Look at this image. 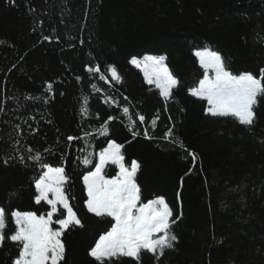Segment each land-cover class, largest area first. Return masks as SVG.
I'll return each instance as SVG.
<instances>
[{
  "label": "trees",
  "instance_id": "trees-1",
  "mask_svg": "<svg viewBox=\"0 0 264 264\" xmlns=\"http://www.w3.org/2000/svg\"><path fill=\"white\" fill-rule=\"evenodd\" d=\"M204 48L219 52L234 75L259 77L264 0H0V206L9 214L6 233L15 210L50 211L34 200L39 165L4 163L9 155L27 156L31 147L45 163L64 164L66 191L84 225L65 232L63 264H98L90 251L115 222L86 211L83 177L115 141L126 165H140L142 203L164 196L173 219L179 217L172 226L174 248L159 259L144 252L139 264H264V96L251 126L206 114L207 101L190 93L204 75L195 56ZM145 56L166 57L179 80L167 101L130 63ZM96 65L109 77L108 67L115 66L122 82L109 84L86 71ZM107 97L120 107L105 103ZM85 99L89 115L82 118ZM109 116L115 119L108 135H98ZM129 116L136 120L135 136ZM169 129L172 138L165 135ZM85 132L96 154L90 167L77 159ZM69 135L81 139L69 144ZM105 174L115 178L118 169L107 165ZM17 255V245L6 240L0 264H12ZM107 264L138 262L121 257Z\"/></svg>",
  "mask_w": 264,
  "mask_h": 264
},
{
  "label": "snow or ice",
  "instance_id": "snow-or-ice-1",
  "mask_svg": "<svg viewBox=\"0 0 264 264\" xmlns=\"http://www.w3.org/2000/svg\"><path fill=\"white\" fill-rule=\"evenodd\" d=\"M12 2L14 3L15 0ZM44 39L51 38L45 36ZM195 56L199 58V65L204 70V75L203 79L199 80L198 87L190 89V93L207 101L206 114L212 117H232L241 125H253L254 107L257 105L258 97L264 96V68L260 70L259 77L251 73L234 75L227 69L224 58L219 52L204 48L195 51ZM165 61L164 56H149L143 62L133 58L130 63L141 68L146 82L149 85L154 84L167 101L172 97V90L179 85V80L171 73ZM86 71L90 75L98 74L100 80L109 84L112 81L122 82V77L115 66L108 67L110 77L101 72L99 65L89 66ZM92 88L97 92L101 91L95 84ZM47 92H53L51 83L47 84ZM124 100L127 101L128 97H124ZM104 102L120 107L119 102L112 97H107ZM122 111L126 116L130 113L127 106H124ZM88 115L87 99H85L81 106V116L83 118ZM31 119L35 120V117ZM114 119V116H109L101 124L97 134L108 135V124ZM129 120V130L133 131L136 120L131 116ZM145 120L143 114L138 116L140 124ZM152 124H156V118L152 120ZM29 128L31 129V126ZM14 130L22 139L23 129L20 125H16ZM89 135L85 132L83 137L85 148L77 150L80 153L77 159L85 167L93 166L96 155L88 142ZM133 135L137 133L133 131ZM144 135L148 136L147 129L144 130ZM165 135L172 138V130L169 129ZM66 139L71 144L81 137L69 135ZM180 144L183 146L182 142ZM18 145L19 140L11 147L17 151ZM122 147L115 141L109 142L107 147L99 152L98 164L94 165L95 170H90L83 177L87 194L86 211L96 217H110L115 222L110 231L100 236L99 241L90 251V255L98 264H107L121 257L132 258L139 264L144 252L159 259L164 255L165 250L174 248L178 239L172 232V226L179 217L173 219V212L164 196H156L142 203L141 188L136 181L140 165L135 160L131 161L130 166L126 165ZM26 152L27 156L9 155L4 159V163L7 164L9 159H18L26 165L28 160L39 165L40 172L34 178L37 193L34 200L37 205L44 202L49 206L50 211L44 215H37L32 211L11 212L14 227L6 233L9 214L3 206H0V248L4 247L6 240L17 245L18 255L13 258L12 264H63L66 251L63 241L65 232L70 228L84 227L66 191L69 177L63 163L61 166L45 163L43 154L34 151L31 147H27ZM109 164L119 168V174L115 178L110 179L105 174V167Z\"/></svg>",
  "mask_w": 264,
  "mask_h": 264
},
{
  "label": "rangeland",
  "instance_id": "rangeland-1",
  "mask_svg": "<svg viewBox=\"0 0 264 264\" xmlns=\"http://www.w3.org/2000/svg\"><path fill=\"white\" fill-rule=\"evenodd\" d=\"M146 57H149V56H145V57H143L142 59H138V60H140V61H144L145 60V58ZM198 58V57H197ZM198 60H199V58H198ZM133 65V64H132ZM133 66H135V65H133ZM136 67V66H135ZM137 68V67H136ZM139 70H141V68H138ZM141 72L143 73V71L141 70ZM143 75H144V73H143ZM145 78V77H144ZM203 79V78H202ZM198 87V86H197ZM199 98V97H198ZM207 107H208V104H207ZM109 165H111V164H109ZM116 166V165H115ZM117 167V169H118V174H119V168H118V166H116ZM106 168V167H105ZM117 174V175H118Z\"/></svg>",
  "mask_w": 264,
  "mask_h": 264
}]
</instances>
